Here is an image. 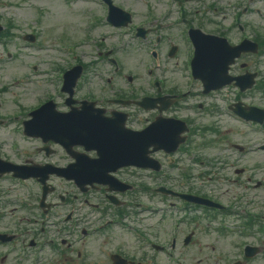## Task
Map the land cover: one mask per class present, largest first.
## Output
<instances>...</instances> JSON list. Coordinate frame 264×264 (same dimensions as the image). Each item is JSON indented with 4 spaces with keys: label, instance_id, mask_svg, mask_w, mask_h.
Wrapping results in <instances>:
<instances>
[{
    "label": "rangeland",
    "instance_id": "obj_1",
    "mask_svg": "<svg viewBox=\"0 0 264 264\" xmlns=\"http://www.w3.org/2000/svg\"><path fill=\"white\" fill-rule=\"evenodd\" d=\"M10 1H14L15 3H17L19 7L17 9L10 8L9 11H7L8 9H6L4 5V0H0V14L4 13L3 21L6 22L8 18H12L25 31H27L30 27H32L31 21L35 19H39L38 28L41 32L44 33L45 38H48V31L50 29H56L58 27H60L62 30H68L72 32L74 35L78 34L79 33L78 31H80L79 28L81 26H84L86 22V19L84 17V12L87 9L92 8V6L84 5L83 3H79V1H72V0H10ZM119 1L126 6H132L130 3L133 4L135 3L134 0H119ZM209 1L211 2L214 0H209ZM226 3H227L226 0H221V3L219 2L217 4V8L225 6ZM192 5L194 7L199 6L197 2H194ZM137 6H132V7H137ZM140 6L142 7V9L139 13V16L140 18H142L145 7L144 5H140ZM258 7L264 10V2L261 5H258ZM39 8L43 9L41 13H39ZM139 20L140 19H137L135 22ZM229 23L230 20L224 22V24L226 25ZM19 42L20 41L18 40V42H16L15 45L11 44L8 46V48L16 52L18 50ZM23 53L28 54L29 52H23ZM30 56H28L27 58L28 62L36 61L35 59H30ZM122 58L125 63H128L131 60L137 61L136 65L140 64L141 60L146 58L148 63V59L146 55L136 54L129 57L123 55ZM42 61H46V60L41 59L40 62ZM45 93L46 91L44 90V93H42L41 95ZM219 126L224 128V135L229 138L230 142H223L222 144H220V147H216V150H214L211 153V155H213L216 158H218V156H223V157L227 156L225 158L227 159L228 162H230L234 157V155L232 154L231 151H229V154L223 155V148L225 146H228L230 144L244 145L254 140V137L251 136V134H246L245 132L241 133L240 126L234 121L231 122L228 119L223 118ZM231 127H233L234 130ZM252 159L253 162H250V164H254L258 160L264 161V158H260L258 156H254L252 157ZM230 176L233 175L230 174ZM228 187L231 186L228 185ZM212 245H218V244H212ZM228 247L229 244H224V245L219 244V248L223 253H227L229 251ZM192 263L195 264L196 261H193Z\"/></svg>",
    "mask_w": 264,
    "mask_h": 264
},
{
    "label": "flooded vegetation",
    "instance_id": "obj_2",
    "mask_svg": "<svg viewBox=\"0 0 264 264\" xmlns=\"http://www.w3.org/2000/svg\"><path fill=\"white\" fill-rule=\"evenodd\" d=\"M168 72H169L170 75L172 74L171 69H169ZM178 73L180 75H182V79L183 80L186 78V77H183L181 69H180V71ZM199 86H201V85L199 84ZM114 89L118 90V94H123V91L121 90V88L118 89V88L114 87ZM141 93H143V91H141ZM172 95H174V94H172ZM128 98H129V100H131L133 102H136V100H137V96L128 97ZM177 99H178V97H177ZM203 99H204V102H202L201 109L204 111L205 119L210 121L211 119H213L215 117V113L213 112V107L210 104V102H207L205 98H203ZM99 102L100 103H98V106L101 107V108H104L106 110V115H108V116L110 115V112H112L114 110H121V108H122V111L127 112L126 108H128V107H129L128 109H129L130 113H128V112L127 113L130 114V116H131L133 121L138 119V115L140 114L138 111L136 112L137 106L135 104H132V105H129V106H122L120 104H116L114 102V100H110L109 98H102V99H100ZM181 109H182V106L180 104H177V105H175L174 108H172V110H181ZM185 109H189V108L187 107ZM197 112H198V114H200V109L197 110ZM51 148L54 150L55 153H57V146L56 145H51ZM37 152H38L39 161H41L43 163H48L49 162L48 159L51 158V154L48 155V154H46V152L39 151L38 149H37ZM132 178L133 177H131L129 175H125L124 179L127 180V181H130ZM37 185H38V189H37L38 195H41L42 192H43V188H42L41 185H39V184H37ZM46 189H47L48 192H51L50 188H46ZM101 190L103 192L104 201L102 202L103 206H102V209L100 210V215H103V216H106L107 218H110L114 214V207L109 203V201L106 198L107 195H108V193H107L108 188H102ZM47 201L48 202L52 201L53 204H55L54 209H55V212H56V195H55V192L52 191L51 193H49ZM59 220L60 219H58V221ZM71 220H72V214L67 217L65 222L69 223Z\"/></svg>",
    "mask_w": 264,
    "mask_h": 264
}]
</instances>
